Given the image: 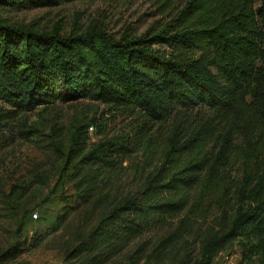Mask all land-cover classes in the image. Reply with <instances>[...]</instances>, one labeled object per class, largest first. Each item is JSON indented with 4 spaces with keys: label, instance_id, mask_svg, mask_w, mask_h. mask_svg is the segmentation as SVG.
<instances>
[{
    "label": "trees",
    "instance_id": "16d2710c",
    "mask_svg": "<svg viewBox=\"0 0 264 264\" xmlns=\"http://www.w3.org/2000/svg\"><path fill=\"white\" fill-rule=\"evenodd\" d=\"M80 1L0 0V102L16 115L58 103H102L144 121L143 146L155 126L172 120V127L160 149L146 146L137 190L103 215L63 264H108L188 211L162 241L180 242L193 230V208L215 193L233 159L241 163L242 178L218 201L220 231L201 240L197 259L188 261L187 254L179 264H212L233 244L242 250L241 264H264V0H190L168 31L144 38H116L102 29L64 37L10 24L2 15L28 4ZM157 45L171 55H160ZM198 108L215 116L186 127L179 113ZM81 134L68 160L78 189L87 185L90 193L104 180L102 171L115 169L124 154L105 142L90 147ZM22 137L28 138L25 131ZM135 254L140 261L153 259L142 242Z\"/></svg>",
    "mask_w": 264,
    "mask_h": 264
},
{
    "label": "rangeland",
    "instance_id": "374dc122",
    "mask_svg": "<svg viewBox=\"0 0 264 264\" xmlns=\"http://www.w3.org/2000/svg\"><path fill=\"white\" fill-rule=\"evenodd\" d=\"M188 1L84 0L53 7L28 4L7 9L2 15L10 24L64 37L102 29L116 38H144L168 31ZM155 49L162 56L171 55L166 47L157 45ZM179 116L186 127H197L215 115L198 108ZM143 124L142 119L89 100L40 107L22 115L0 102V264H63L68 252L87 239L102 216L137 190L139 173L145 168L149 152L146 146L154 151L160 149L172 120L155 126L145 146L139 142L144 135ZM23 131L28 138L22 137ZM80 132L90 147L105 142L124 154L117 158L115 169L102 171L104 180L90 193L87 185L78 189L79 178L73 176L74 168L68 160ZM236 145H242L240 138ZM233 162L227 172L220 173L215 193L193 208L190 235L173 244L162 242L188 215L186 211L170 220L166 228L144 234L108 264H179L187 254L188 261L197 259L201 240L220 231L217 219L223 210L219 199L228 193L227 186L236 185L242 178L241 163L236 159ZM137 242L152 253L151 262L138 260ZM170 253L175 254V259L161 260ZM14 254L18 255L15 259L2 261L4 255ZM241 262L242 250L233 244L221 251L212 264Z\"/></svg>",
    "mask_w": 264,
    "mask_h": 264
},
{
    "label": "built area",
    "instance_id": "2783aa9c",
    "mask_svg": "<svg viewBox=\"0 0 264 264\" xmlns=\"http://www.w3.org/2000/svg\"><path fill=\"white\" fill-rule=\"evenodd\" d=\"M37 217V215H35Z\"/></svg>",
    "mask_w": 264,
    "mask_h": 264
}]
</instances>
